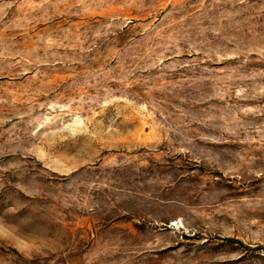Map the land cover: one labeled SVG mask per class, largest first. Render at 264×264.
Returning a JSON list of instances; mask_svg holds the SVG:
<instances>
[{"label":"rangeland","instance_id":"obj_1","mask_svg":"<svg viewBox=\"0 0 264 264\" xmlns=\"http://www.w3.org/2000/svg\"><path fill=\"white\" fill-rule=\"evenodd\" d=\"M0 264H264V0H0Z\"/></svg>","mask_w":264,"mask_h":264}]
</instances>
